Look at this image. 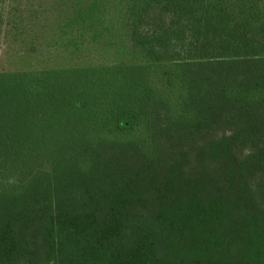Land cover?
Listing matches in <instances>:
<instances>
[{"label": "trees", "instance_id": "obj_1", "mask_svg": "<svg viewBox=\"0 0 264 264\" xmlns=\"http://www.w3.org/2000/svg\"><path fill=\"white\" fill-rule=\"evenodd\" d=\"M120 2L132 62L0 71V264H264V0Z\"/></svg>", "mask_w": 264, "mask_h": 264}, {"label": "rangeland", "instance_id": "obj_2", "mask_svg": "<svg viewBox=\"0 0 264 264\" xmlns=\"http://www.w3.org/2000/svg\"><path fill=\"white\" fill-rule=\"evenodd\" d=\"M17 1H23L21 8L8 1L15 7L0 35V71L126 64L135 58L120 0ZM96 3L94 26L82 35L70 20L79 8Z\"/></svg>", "mask_w": 264, "mask_h": 264}]
</instances>
